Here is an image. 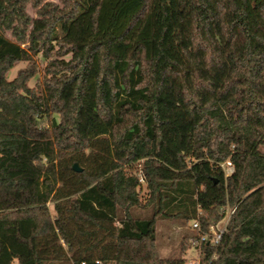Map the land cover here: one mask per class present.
I'll return each mask as SVG.
<instances>
[{"label":"trees","instance_id":"1","mask_svg":"<svg viewBox=\"0 0 264 264\" xmlns=\"http://www.w3.org/2000/svg\"><path fill=\"white\" fill-rule=\"evenodd\" d=\"M60 2L0 0V264H186L158 220L198 219L195 239L227 209L200 264H264V0ZM102 140L112 167L74 171ZM68 219L113 253L83 257Z\"/></svg>","mask_w":264,"mask_h":264},{"label":"rangeland","instance_id":"2","mask_svg":"<svg viewBox=\"0 0 264 264\" xmlns=\"http://www.w3.org/2000/svg\"><path fill=\"white\" fill-rule=\"evenodd\" d=\"M54 3H57L59 6H62L60 0H47ZM27 11L33 18H37L36 9L33 8L31 5H28ZM6 36L14 40L11 32H7ZM23 46L27 47V43L23 44ZM70 56H67V58ZM39 72L37 76L29 81V85L31 87H35L37 81L42 80L45 76L44 69L46 67L47 61L44 60L40 55L37 56ZM26 66V62L20 61L16 64L14 68H12L8 73V78L13 79L18 71L21 68ZM87 158H81L80 161L77 162L81 167H83L88 175L100 170H106L112 167V165L108 162V156L110 153V143L108 140L96 141L91 150H89ZM71 159L68 157L62 158L58 161L60 165H72L70 164ZM232 169V168H231ZM67 172V171H64ZM70 177H74L75 174L72 170L67 172ZM86 183V182H85ZM63 199H67L65 202V206L70 205V201L72 196L69 197H62ZM51 210L53 214H55L54 205L51 204ZM62 215L63 222L65 223V219L68 217L67 209H62L60 211ZM66 222L71 223V225L66 228L68 231L74 235L72 240L76 244L78 251H80L83 257L94 260V261H102L105 259L109 253L112 254L114 247H112V239L110 236L107 235L105 230L101 229V227H97L93 224L89 223H81V224H74L71 220H67ZM68 223V224H69ZM117 225L116 222L113 223V228ZM195 231L192 229V221L185 223L182 219L179 218H162L159 219L157 222V230H156V238H157V246L159 250V254L162 257H181L185 256L187 259L186 264H193L194 261L198 258L201 259L202 254H200L201 247L196 246L194 242L193 235ZM186 243V251L183 253L182 245ZM58 257H66V250H60ZM65 252V254H64ZM109 254V255H110ZM12 264H18V260L14 259ZM104 264H113L104 262Z\"/></svg>","mask_w":264,"mask_h":264},{"label":"built area","instance_id":"3","mask_svg":"<svg viewBox=\"0 0 264 264\" xmlns=\"http://www.w3.org/2000/svg\"><path fill=\"white\" fill-rule=\"evenodd\" d=\"M223 167L225 168L227 174L232 171L231 162L229 161L223 164ZM233 211L234 209H227L224 217L210 227L208 234H201L199 237L195 238L194 242L196 243V245L201 247L202 243L208 240V243L218 246V244L220 243L223 237V234L227 229V224L229 222L230 216L233 213ZM199 227H200L199 220L198 219L192 220V229L193 230L199 229ZM200 254H202V249H200ZM214 257L215 254H213V258ZM193 264H200V258L196 259ZM208 264H212V260H210Z\"/></svg>","mask_w":264,"mask_h":264},{"label":"water","instance_id":"4","mask_svg":"<svg viewBox=\"0 0 264 264\" xmlns=\"http://www.w3.org/2000/svg\"><path fill=\"white\" fill-rule=\"evenodd\" d=\"M73 169H74V171H76V172H82V171H83V167H81L77 162L74 163V165H73Z\"/></svg>","mask_w":264,"mask_h":264}]
</instances>
